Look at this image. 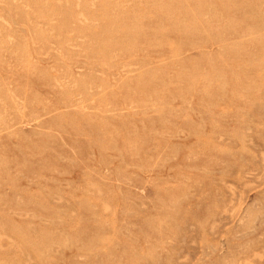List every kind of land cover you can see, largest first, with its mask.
Listing matches in <instances>:
<instances>
[{
  "label": "rangeland",
  "instance_id": "obj_1",
  "mask_svg": "<svg viewBox=\"0 0 264 264\" xmlns=\"http://www.w3.org/2000/svg\"><path fill=\"white\" fill-rule=\"evenodd\" d=\"M0 264H264V0H0Z\"/></svg>",
  "mask_w": 264,
  "mask_h": 264
},
{
  "label": "bare ground",
  "instance_id": "obj_2",
  "mask_svg": "<svg viewBox=\"0 0 264 264\" xmlns=\"http://www.w3.org/2000/svg\"><path fill=\"white\" fill-rule=\"evenodd\" d=\"M157 4V3H156Z\"/></svg>",
  "mask_w": 264,
  "mask_h": 264
}]
</instances>
